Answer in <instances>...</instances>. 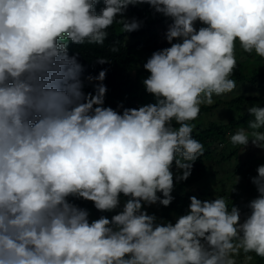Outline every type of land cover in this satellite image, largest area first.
<instances>
[{
	"label": "clouds",
	"instance_id": "9594fccd",
	"mask_svg": "<svg viewBox=\"0 0 264 264\" xmlns=\"http://www.w3.org/2000/svg\"><path fill=\"white\" fill-rule=\"evenodd\" d=\"M153 20L169 46L132 66L133 108L105 106L107 55ZM237 44L264 60V0H0V264H262L264 106L227 102L264 97V67Z\"/></svg>",
	"mask_w": 264,
	"mask_h": 264
},
{
	"label": "trees",
	"instance_id": "16d2710c",
	"mask_svg": "<svg viewBox=\"0 0 264 264\" xmlns=\"http://www.w3.org/2000/svg\"><path fill=\"white\" fill-rule=\"evenodd\" d=\"M167 19V18H165ZM156 21L153 20L150 25L146 22L142 23V27L140 31L133 32L131 35L123 34L120 45H119V52L118 53H111L107 55L112 62L108 63L107 65L108 70L112 73L111 85H110V92L106 95L105 106H110V101L107 99L109 97L112 99L114 104L117 106L123 104L125 108H133L130 104L131 102H120V98H132L137 93H140V87H138L137 82L132 81V73L131 68L135 66L136 62H143L144 57H150L151 54L159 49L168 47V43L166 39L160 40L159 39V32L158 30H162L159 28V21L156 25ZM156 25V26H155ZM119 28V25H117ZM116 30L113 29L112 34L116 35ZM235 74V72H233ZM238 77L241 82L242 80H247V77L242 73V70H239ZM264 78V75L261 76ZM260 75H255L252 79L249 80L251 84L258 83L259 79L261 78ZM258 101V99H251L245 96H241L239 98H234L231 101L227 102V105L230 109H240L243 110V115L245 116L247 104L252 103L251 101ZM219 106V104H218ZM113 109L118 110V108L113 105L111 106ZM217 107V106H215ZM211 108H206L205 112H209ZM203 112L201 110L200 114ZM247 113V112H246ZM240 118L242 116H239ZM202 120V119H201ZM201 122V121H200ZM193 123V122H192ZM224 129V126L219 124L218 122H210L207 127H196L192 133L193 137L199 140L201 143L206 141L207 145L212 142V138L216 137L217 134ZM225 158V155H223ZM206 161H212L213 157L210 153L204 156ZM200 167L199 165L193 170L192 174V182H199L201 177L204 178L205 175L199 172ZM256 170L255 166L252 165L251 169L248 171L242 172H226V181H235L236 176L240 177L239 183L245 181L247 178L248 173ZM78 205L77 202H74ZM188 203H186V199L184 198H175L173 203L169 207H163L158 205L160 208L158 214H160L162 219H169L170 217L176 215H182L188 208ZM84 208H87L90 213L93 212L95 209L91 202H86ZM171 219V218H170ZM255 264V263H251ZM264 264V261H262Z\"/></svg>",
	"mask_w": 264,
	"mask_h": 264
},
{
	"label": "rangeland",
	"instance_id": "374dc122",
	"mask_svg": "<svg viewBox=\"0 0 264 264\" xmlns=\"http://www.w3.org/2000/svg\"><path fill=\"white\" fill-rule=\"evenodd\" d=\"M235 55H236V60H237V63L242 65L243 67V71H244V74L247 76V77H251L253 76L254 74L260 72L261 70H263V67H264V60H262L261 58L257 57V58H251L252 55H255V54H248V53H245L243 52L242 49H240L239 47V44H237L236 46V50H235ZM235 69H240V67H235ZM262 91L264 92V86L262 87ZM216 97L214 96V101H216L217 99H215ZM264 98V97H262ZM262 98H259L258 101H255V102H252V103H249L247 104L248 105H253V104H256V103H259L261 106H264V104H262L264 102V100ZM215 103H213L212 105H214ZM201 106H204V105H201ZM211 106V105H210ZM245 106V108L247 107ZM235 112L238 114V115H243V110H235ZM247 112V110H246ZM245 112V113H246ZM206 191V189H204L202 191V193H204ZM235 191V190H234ZM122 202H123V199H122ZM151 208L154 210V208H156V205L154 206H151ZM153 210H150L149 208H147V211L150 213V214H155L158 218H161L157 212H154ZM119 211V210H117ZM162 219V218H161ZM254 256V254H251ZM240 258H243V254H241L238 259Z\"/></svg>",
	"mask_w": 264,
	"mask_h": 264
}]
</instances>
